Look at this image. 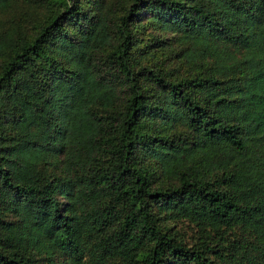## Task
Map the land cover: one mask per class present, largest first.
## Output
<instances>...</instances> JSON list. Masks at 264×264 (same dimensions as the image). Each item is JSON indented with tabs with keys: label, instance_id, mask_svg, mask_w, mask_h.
Segmentation results:
<instances>
[{
	"label": "trees",
	"instance_id": "trees-1",
	"mask_svg": "<svg viewBox=\"0 0 264 264\" xmlns=\"http://www.w3.org/2000/svg\"><path fill=\"white\" fill-rule=\"evenodd\" d=\"M264 264V0H0V264Z\"/></svg>",
	"mask_w": 264,
	"mask_h": 264
},
{
	"label": "rangeland",
	"instance_id": "rangeland-1",
	"mask_svg": "<svg viewBox=\"0 0 264 264\" xmlns=\"http://www.w3.org/2000/svg\"><path fill=\"white\" fill-rule=\"evenodd\" d=\"M58 264H64V263H62V262H59Z\"/></svg>",
	"mask_w": 264,
	"mask_h": 264
}]
</instances>
